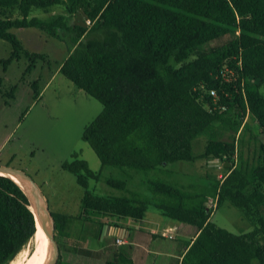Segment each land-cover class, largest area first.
I'll use <instances>...</instances> for the list:
<instances>
[{
  "label": "trees",
  "instance_id": "1",
  "mask_svg": "<svg viewBox=\"0 0 264 264\" xmlns=\"http://www.w3.org/2000/svg\"><path fill=\"white\" fill-rule=\"evenodd\" d=\"M55 5L63 6L66 16L30 17L34 9ZM77 14L82 22L69 23ZM24 27L70 44L59 72L102 105L82 139L101 168L130 173L132 181L139 178L135 186L150 192L109 177L106 183L122 194L94 193L88 180H98L101 172L77 157L63 162L84 192L77 215L50 211L60 251L76 220L92 223L98 233L101 218L138 221L153 206L194 227L180 264H264V93L259 89L264 85V0H0V39L11 46L4 66L20 55L43 57L26 50L10 31ZM223 38L222 44L209 45ZM223 63L235 69L234 81L215 77ZM208 88L218 91L217 100ZM245 115L258 124L262 140ZM226 130L229 140L223 138ZM198 137L206 140L200 152L193 146ZM245 143H254L253 154L244 151ZM199 159L217 160L224 169L219 177L204 175L210 181L206 191L148 176L168 173L171 163ZM209 197L216 204L229 201L252 229L234 234L217 226L205 205ZM36 229L22 188L0 174V264H9L27 245L31 250ZM72 251L104 264H133L119 252L107 258V248L73 244ZM49 253L50 247L40 264ZM56 264H64L61 255Z\"/></svg>",
  "mask_w": 264,
  "mask_h": 264
},
{
  "label": "rangeland",
  "instance_id": "2",
  "mask_svg": "<svg viewBox=\"0 0 264 264\" xmlns=\"http://www.w3.org/2000/svg\"><path fill=\"white\" fill-rule=\"evenodd\" d=\"M54 14L66 16L63 6L55 5L46 11L34 9L30 17L48 19ZM16 15V12L12 13L13 17ZM81 18L82 16L77 14L68 20L69 23L72 20L82 22ZM10 31L17 36L26 50L42 54L43 57L26 58L20 55L18 59L4 66L3 61L9 57L11 46L7 41L0 39V165H8L25 172L39 188L51 212L77 215L80 211V199L84 188L77 184L72 173L61 167L63 162L76 157L85 160L91 170L101 172L98 180H88L89 191L121 195V191L110 187L105 181L106 178L113 177L124 179L129 187L150 194L144 188L145 185L135 186L138 185V177L132 181L130 173L125 174L111 166L101 168L97 155L82 139L84 128L99 115L102 105L59 72V66L67 56L70 44L50 37L34 27L15 28ZM226 39L211 42L209 45H220ZM250 84L257 82L253 81ZM259 89L264 93V85ZM244 121L250 124L252 132L258 135V140H262L263 135L258 124L250 119L249 115H245ZM230 135L231 131L226 130L223 138L229 140ZM205 141L204 137L196 138L193 142L194 150L200 152ZM246 143L244 151L248 154L251 151L253 154L254 143L252 146H247ZM221 165V162L205 159L194 162L178 161L166 166L168 173L149 172L148 176L155 178L158 175L163 179L175 180L179 184L192 187V190L206 191L210 181L204 175L219 177L224 173ZM138 175L142 177L141 174ZM239 197L243 199L242 196ZM237 201L239 202L238 199ZM164 218L170 220L168 217ZM210 220L234 234H243L252 229L239 209L227 200L215 203ZM183 225L194 230V227L188 224ZM169 234L175 238L165 239L168 244L188 239L180 230H171ZM27 251L28 245L14 260L21 259ZM94 264L104 263L102 260V263L98 261Z\"/></svg>",
  "mask_w": 264,
  "mask_h": 264
},
{
  "label": "crops",
  "instance_id": "3",
  "mask_svg": "<svg viewBox=\"0 0 264 264\" xmlns=\"http://www.w3.org/2000/svg\"><path fill=\"white\" fill-rule=\"evenodd\" d=\"M154 209L148 207L144 217L138 221L101 218L103 224L98 233L92 223L76 220L69 230V237L64 238L63 249L60 252L63 263L94 264L98 261L102 263V259L73 252V244H80L90 250L107 248L106 256L109 259H112L113 253L119 252L130 258L133 264H180L186 250V242L193 238L195 231L183 223L178 224L171 219H165V216ZM171 230H180L188 239L168 244L165 239L175 238L169 234ZM117 238L123 242L117 244Z\"/></svg>",
  "mask_w": 264,
  "mask_h": 264
},
{
  "label": "water",
  "instance_id": "4",
  "mask_svg": "<svg viewBox=\"0 0 264 264\" xmlns=\"http://www.w3.org/2000/svg\"><path fill=\"white\" fill-rule=\"evenodd\" d=\"M0 174L10 177L22 188L28 201V207L33 213L35 226L37 227V224L40 226L42 232L46 235L52 246V256L47 264H56L60 256V249L57 241L54 238L53 218L49 211L47 202L41 194L39 188L26 175V173L20 169L13 168L8 165H0ZM30 184L34 186L38 193L43 197V207L35 200L34 196L32 195Z\"/></svg>",
  "mask_w": 264,
  "mask_h": 264
},
{
  "label": "bare ground",
  "instance_id": "5",
  "mask_svg": "<svg viewBox=\"0 0 264 264\" xmlns=\"http://www.w3.org/2000/svg\"><path fill=\"white\" fill-rule=\"evenodd\" d=\"M29 183V182H28ZM32 195L34 196L35 200L43 207V197L38 193L37 189L34 188L30 184ZM31 207V206H30ZM32 208V207H31ZM50 247L49 258L46 262L50 260L52 256V246L46 237V235L42 232L40 226L37 224L36 232L33 236V248L24 253L21 259L12 260L11 264H40L41 260L47 253L48 248Z\"/></svg>",
  "mask_w": 264,
  "mask_h": 264
},
{
  "label": "built area",
  "instance_id": "6",
  "mask_svg": "<svg viewBox=\"0 0 264 264\" xmlns=\"http://www.w3.org/2000/svg\"><path fill=\"white\" fill-rule=\"evenodd\" d=\"M236 76V72L235 69L232 68L231 66L223 63L221 65V67L218 68L217 73L215 74L216 78H219L221 82L226 81V82H230V81H234ZM240 85L241 87H243V80L240 81ZM208 94L212 97V99L215 101L218 99V91L215 88H208L207 89ZM224 95L227 96V92H224ZM217 161V160H215ZM213 199V200H212ZM209 202V204H208ZM216 203V199L215 198H211L209 197L208 200H206L205 205L207 206V208L212 209L214 208V205ZM123 241L120 238L116 239V243L120 244Z\"/></svg>",
  "mask_w": 264,
  "mask_h": 264
}]
</instances>
